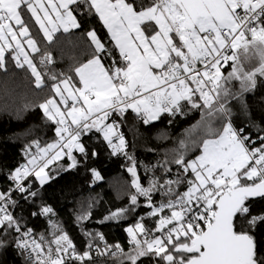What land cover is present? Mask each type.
Segmentation results:
<instances>
[{"label": "snow or ice", "instance_id": "1", "mask_svg": "<svg viewBox=\"0 0 264 264\" xmlns=\"http://www.w3.org/2000/svg\"><path fill=\"white\" fill-rule=\"evenodd\" d=\"M23 10L49 43L61 29L80 28L81 12L98 17L109 39L90 29L91 58L73 74L57 72L49 68L51 52L32 38ZM25 43L47 71L37 69ZM6 52L17 67L27 64L36 89L48 90L38 108L58 139L44 147L33 141L24 149L26 163L8 172L11 186L0 191V251L14 246L25 264H94L101 256L114 264H264L253 234L264 225V211L253 214L256 198L264 200V118L256 124L245 101L264 83V0H0V69L6 70ZM129 110L145 125L164 115L171 124L200 113L188 130L196 133L192 139H181L171 159L145 166L147 186L119 131ZM251 127L258 129L255 139ZM93 132L112 155L132 162L127 170L135 190L127 207L100 222L147 209L125 229L127 249L83 225L86 247L79 249L45 204L31 215L47 218L50 239L44 233L37 239L15 214L21 200L34 203L53 179L46 169L55 161L66 158L60 168L68 170L97 155L83 141Z\"/></svg>", "mask_w": 264, "mask_h": 264}, {"label": "trees", "instance_id": "2", "mask_svg": "<svg viewBox=\"0 0 264 264\" xmlns=\"http://www.w3.org/2000/svg\"><path fill=\"white\" fill-rule=\"evenodd\" d=\"M22 14L37 46L42 51L51 52L55 64L49 65V68L54 67L57 72L73 74L72 69L91 58L93 49L86 34L90 29L95 28L103 40L109 39L98 17L81 12L77 14V19L81 22L80 28L67 33L60 31L56 33L54 41L49 43L32 17L25 10ZM11 56V52L5 53L6 70L0 69V191L11 186V181L7 178L8 172L26 163L24 149L29 144L38 140L41 146H45L58 139L55 135V125L48 121L38 108L39 103L49 95L48 90L36 89L34 77L27 64L22 68L17 67ZM30 58H34L33 62L39 71L48 70L40 64L39 54L32 52ZM245 101L251 117L259 124L261 118H264V83H258L254 92L246 93ZM232 103L236 104V112L239 104L236 101ZM239 119L244 126H250L244 115H240ZM168 120L169 117L164 115L159 120L145 125L129 110L120 126L119 131L124 134L127 142L126 151L135 159L137 173L145 186L148 176L151 175L146 173L145 166L156 164L158 160L171 159L179 148L181 139H192L196 133L189 136L188 130L200 120V113L193 111L185 117L177 116L171 124ZM257 132L256 127H251L253 139ZM83 141L89 150L94 148L97 155L90 156L86 161L81 160L76 168L68 170L60 168V165L66 167V158L55 161L46 169L53 179L40 188V195L34 203L21 200L15 214L23 217L22 224L34 229L37 239L41 233L50 239L51 229L47 218L31 215L45 204L53 208L56 214L54 219L61 223L79 249L86 247L81 225L87 231L103 233L109 244L119 243L127 249L128 234L125 229L134 224L139 216H145L147 209L139 207L136 213L129 214L119 221H100L110 212L130 204V196L135 190L132 187L133 177L127 169L132 162L122 153L112 155L111 149L98 133H90L83 137ZM92 169L99 172L101 179H95ZM36 186L39 187L38 182ZM261 211H264V200L256 198L253 214ZM88 213H91L90 219L77 222V216ZM253 234L259 246L264 248V225H258ZM0 264H25V257L21 256L14 246H10L0 251ZM94 264H114V261L101 256L95 257Z\"/></svg>", "mask_w": 264, "mask_h": 264}, {"label": "crops", "instance_id": "3", "mask_svg": "<svg viewBox=\"0 0 264 264\" xmlns=\"http://www.w3.org/2000/svg\"><path fill=\"white\" fill-rule=\"evenodd\" d=\"M43 2L45 3V4H47V0H43ZM58 2V0H53V3H57ZM26 11V10H25ZM27 12V11H26ZM28 13V12H27ZM30 16H31V14L30 13H28ZM23 15V14H22ZM42 15V14H41ZM24 17V16H23ZM33 20H34V18H32ZM35 21V20H34ZM38 26V25H37ZM29 27V26H28ZM38 29H39V26H38ZM74 29H76V28H71L69 31H71V30H74ZM29 30H30V33H31V29H30V27H29ZM61 31H63L62 29H61ZM107 31V30H106ZM41 32V31H40ZM41 34L43 35V33L41 32ZM44 37V36H43ZM33 38V37H32ZM21 39H23V38H21ZM24 46L27 48V52H30L31 51V49L30 48H28V46H27V44L25 43L24 44ZM32 53V51L30 52V54ZM21 61H23V56H21ZM87 62V61H86ZM53 142V141H52ZM51 142V143H52ZM46 146V145H45ZM41 147H44V146H41ZM33 151H36V149H35V147H33V149H32ZM26 160H27V158H26Z\"/></svg>", "mask_w": 264, "mask_h": 264}, {"label": "rangeland", "instance_id": "4", "mask_svg": "<svg viewBox=\"0 0 264 264\" xmlns=\"http://www.w3.org/2000/svg\"><path fill=\"white\" fill-rule=\"evenodd\" d=\"M24 50L27 52V48L24 46ZM31 52V51H30ZM30 52H28L29 56H30ZM253 63V66L255 65V61L252 62Z\"/></svg>", "mask_w": 264, "mask_h": 264}]
</instances>
